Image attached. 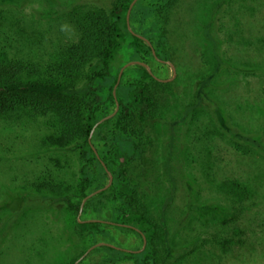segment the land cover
Listing matches in <instances>:
<instances>
[{
  "label": "rangeland",
  "instance_id": "obj_1",
  "mask_svg": "<svg viewBox=\"0 0 264 264\" xmlns=\"http://www.w3.org/2000/svg\"><path fill=\"white\" fill-rule=\"evenodd\" d=\"M52 1L28 0L22 6H0V46L15 58L44 67L76 41L77 28L89 14L109 13L114 2L79 0L71 7L72 0ZM217 1L220 0H181L172 10L170 47L162 54L169 55V61L142 56L159 82L152 83L151 88L167 124L155 119L154 128L143 127L139 131L143 139L148 136L152 139V146L144 155L153 174L149 186L153 190L159 183L162 200L175 190L167 216L173 240L181 245L195 237L204 240L216 235L221 240L243 241L244 246L235 243L223 259L224 264H264V252L259 254L264 244V153L238 138H259L264 145V74L249 71L264 64V0H233L231 6L219 12L215 20L216 38L222 42L219 55L233 67H224L207 89L201 106L189 110L196 105L199 85L216 67L212 43L203 38L200 20L207 18L206 11H211ZM53 3L57 8H53ZM154 23L149 20L144 24L135 17L130 21V31L141 33L153 28ZM129 42L130 38L114 62L116 69L126 68V71L132 67L129 66L134 61ZM89 70L90 67L86 68ZM129 77L127 80H131ZM43 115L32 109L20 110L7 117L11 118L9 121L1 120L0 190L6 187L18 190L27 174L49 164L47 157L59 155L40 152L35 147L37 137L43 134L42 123L46 121ZM103 146L101 143L100 149ZM169 154L174 183L166 169ZM93 171L94 197L103 192L98 189L108 187L110 176L105 177L97 163ZM222 188L234 193H222ZM84 205L79 219L103 218L107 224L113 216L111 202L100 203L95 211L89 210L87 214H84ZM193 205L227 206L228 212L221 220L225 223L213 222L212 228L206 227L200 215L190 210ZM21 219L6 233L3 248L12 246L9 252L12 258L26 256L33 239L43 240L39 250L46 251L48 263L52 257L57 260L74 255L76 240L70 236L69 217L64 208L52 203H30ZM41 223L43 226L38 229ZM105 231L111 241L126 249L141 247V240L134 233L114 227H105ZM251 243L258 255L251 252ZM95 249L89 248L76 264H102L107 253H95L86 260Z\"/></svg>",
  "mask_w": 264,
  "mask_h": 264
},
{
  "label": "trees",
  "instance_id": "obj_2",
  "mask_svg": "<svg viewBox=\"0 0 264 264\" xmlns=\"http://www.w3.org/2000/svg\"><path fill=\"white\" fill-rule=\"evenodd\" d=\"M27 1L0 0V6H22ZM78 1L72 0L69 6ZM134 1L114 0L109 13L97 11L89 14L77 28L76 41L61 50L44 67L15 58L0 46V122L4 119L9 121L11 118L7 117L20 110L32 109L43 113L46 120L42 123L43 134L37 137L35 147L40 152L59 153L58 156L47 157L49 164L27 174L18 190L11 191L7 187L0 190V264H76L91 247L96 249L86 260L95 253H107L102 264H224L223 259L235 243L244 246L243 241L221 240L216 235L204 240L195 237L178 245L171 236L167 216L175 190L162 200L159 183L158 188L153 190L149 186L150 175L153 174L146 165L144 155L149 152L152 139L150 136L143 139L139 131L143 127L154 128L155 119L167 124L151 88L152 83L159 82L144 66L136 64L124 72L115 90L121 68L116 69L113 65L129 38L128 47L132 50L133 62L145 64L143 55L153 56L158 61H169V55L162 54H166L165 49L170 47L168 33L174 23L172 10L181 0H139L131 12L130 21L135 17L144 24L149 20L155 21L153 28L141 33L131 32L128 25L129 10ZM232 3L233 0H220L212 10L204 8L211 11H206L207 18L200 20V27L203 38L212 43L216 67L199 85L197 102L189 107L190 112L201 106L203 96L221 70L232 66L219 55L222 42L216 38L215 29L219 12ZM52 6L57 8L56 3ZM138 36L150 41L152 47ZM88 67L89 72L86 71ZM249 71L264 74V64ZM130 74L131 80H127ZM117 104L119 110L116 115L101 123L115 113ZM238 138L264 153V145L259 138ZM101 143L104 146L100 149ZM170 161L171 154L166 169L174 183ZM95 163L105 177L109 178L108 172L113 176V183L109 189L88 199L96 191ZM101 189L104 187L98 190ZM221 192L227 195L234 193L224 188ZM86 199L84 214L89 210L95 211L100 203L113 204V216L108 219L109 223L106 224L103 218L79 219ZM30 203H52L65 209L70 222V236L76 240L74 255L57 260L52 257L48 263L46 251L39 250L43 240L33 238L27 258L22 254L12 258L9 253L12 246L3 248L6 233L23 221L21 218H24ZM190 210H195L206 227L212 228L213 222L225 223L221 220L228 207L193 205ZM42 226L41 223L37 228ZM105 227L136 234L141 240V247L130 250L111 241ZM249 246L255 253L254 244ZM263 252L264 244L259 254Z\"/></svg>",
  "mask_w": 264,
  "mask_h": 264
},
{
  "label": "water",
  "instance_id": "obj_3",
  "mask_svg": "<svg viewBox=\"0 0 264 264\" xmlns=\"http://www.w3.org/2000/svg\"><path fill=\"white\" fill-rule=\"evenodd\" d=\"M138 1H139V0H135V1L133 2V4L131 5L130 10H129V14H128V25H129V29H130V15H131L132 9L134 8V6L136 5V3H137ZM138 37H140L141 39H143L144 41H146V43H147L149 46L152 47V44L150 43V41L146 40V39L143 38L142 36H138ZM153 53H154V55H156L154 50H153ZM136 64H140V65L144 66V67H145V68H146V69L152 74V71H151L150 67H149L148 65L142 63V62H132L129 66H134V65H136ZM172 68H173V70L175 71V68H174L173 66H172ZM125 69H126V68L122 69L121 72H120L119 82H118V85L116 86L115 90H117V88H118V86H119V84H120V82H121V80H122V76H123V74H124ZM115 96H116V94H115ZM118 109H119V104H117V109H116L115 113H114L113 115H111L110 117H108L107 119L103 120L101 123H103V122H105L106 120L112 118V117L118 112ZM108 174H109V176H110V184L108 185V187H106V188L103 189L102 191H105V190H107L108 188H110V186H111L112 183H113V176H112L109 172H108ZM99 192H101V191H99ZM92 197H93V195H91L88 199H90V198H92ZM88 199H86V200L84 201L83 204H85V203L87 202ZM144 240H145V239H144ZM146 245H147V242H146V240H145L144 247H146ZM125 251H127V252H131V251H129V250H125Z\"/></svg>",
  "mask_w": 264,
  "mask_h": 264
}]
</instances>
